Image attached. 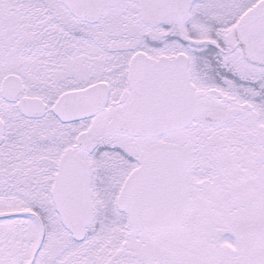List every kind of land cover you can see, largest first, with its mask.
<instances>
[{
  "label": "snow or ice",
  "instance_id": "1",
  "mask_svg": "<svg viewBox=\"0 0 264 264\" xmlns=\"http://www.w3.org/2000/svg\"><path fill=\"white\" fill-rule=\"evenodd\" d=\"M0 264H264V0H0Z\"/></svg>",
  "mask_w": 264,
  "mask_h": 264
}]
</instances>
